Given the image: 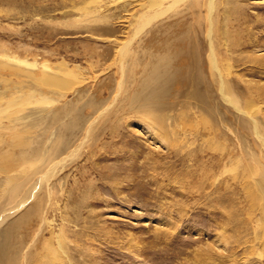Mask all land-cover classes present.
Returning a JSON list of instances; mask_svg holds the SVG:
<instances>
[{
    "label": "rangeland",
    "instance_id": "374dc122",
    "mask_svg": "<svg viewBox=\"0 0 264 264\" xmlns=\"http://www.w3.org/2000/svg\"><path fill=\"white\" fill-rule=\"evenodd\" d=\"M148 9L0 0V240L26 213L22 262L51 242L49 264H264V0H177L134 37ZM153 64L164 92L131 105ZM22 160L38 189L8 210Z\"/></svg>",
    "mask_w": 264,
    "mask_h": 264
},
{
    "label": "bare ground",
    "instance_id": "6f19581e",
    "mask_svg": "<svg viewBox=\"0 0 264 264\" xmlns=\"http://www.w3.org/2000/svg\"><path fill=\"white\" fill-rule=\"evenodd\" d=\"M148 2H149V5L151 6V8L152 9H148V12L150 13V14H148V16L145 18H143V20H141L138 24H137V27H136V29H135V33H134V37H135V35L146 25V24H148V22L150 21V20H153V19H156L157 17H159V15L162 13V12H164L165 10H167L168 8H170V7H172V6H174L175 5V3L177 2V0H169L168 2H167V4H165V5H162L161 3L163 2L162 0H148ZM161 5L163 6V7H161ZM165 7V8H164ZM152 12V13H151ZM133 32V31H132ZM133 34V33H132ZM132 36V35H131ZM131 36H129V37H131ZM137 36V35H136ZM134 37H132L131 39H127L126 41H124L123 42V46H125V45H128L130 42H131V40L134 38ZM122 46V47H123ZM127 48V47H126ZM6 54V53H5ZM13 55V54H12ZM11 54L8 56L9 58H10V56H12ZM165 55H166V53H163V55L160 57V59H162V58H164L165 57ZM14 57H15V55H14ZM17 57V56H16ZM16 60H17V58H16ZM8 61V60H7ZM22 61H25V59L24 60H22ZM36 61V60H35ZM10 62V61H9ZM17 62V61H16ZM21 62V61H20ZM30 62V61H29ZM32 62V61H31ZM25 63V62H24ZM36 63V62H35ZM18 64V63H17ZM29 64V63H28ZM40 64V63H39ZM38 64V65H39ZM47 64V63H46ZM14 65V64H13ZM19 65V64H18ZM23 65V64H22ZM37 66V65H36ZM41 66V65H40ZM42 66H44L43 65V63H42ZM46 66V65H45ZM159 65H156V64H153L152 66H151V69L149 70V72H148V75L145 77V79H143V80H141L140 81V85H139V88H138V93L137 94H134V93H132V95H131V105H134V104H137L138 106L140 105L141 107L142 106H147L146 108H149L151 105H154V104H156L157 102H158V98L157 97H159V96H161V94L164 92L163 91V89H162V86H161V82H162V79H163V81H165V79H164V74H160V76L162 77V79L161 80H148L149 79V77L151 76V75H158V73H159V71H157V67H158ZM24 67V66H23ZM24 68H26V67H24ZM43 68V67H42ZM28 69V68H27ZM42 70H44V68L42 69ZM67 71H69L70 69H66ZM48 71V70H47ZM57 73V72H56ZM19 74V73H18ZM26 74V73H25ZM59 74V73H58ZM20 75V74H19ZM24 75V74H23ZM60 76V75H59ZM58 76V77H59ZM61 77V76H60ZM63 77V76H62ZM76 78V77H75ZM42 82H44V83H46V82H51V83H57L56 82V80L54 79V78H50L49 76H47L46 78L45 77H40L39 78ZM155 85H158V87L157 88H154L155 87ZM141 87L142 88H149V90L148 91H146V92H142V94L140 93V89H141ZM30 88V87H29ZM32 88V87H31ZM37 89V88H36ZM2 92V91H1ZM14 92V91H13ZM15 96V95H14ZM14 96H13V98H14ZM1 97V96H0ZM223 97H224V101L225 102H230L232 105H233V107H235V105H234V102L232 101V99L228 96V95H225V94H223ZM2 99V98H1ZM140 100L141 102H137V100ZM22 101H24V99L22 100ZM10 103H11V101H10ZM16 103V102H15ZM27 103V102H26ZM29 103V102H28ZM12 104V103H11ZM1 105V104H0ZM20 106V105H19ZM13 108H14V106H13ZM11 109V108H10ZM241 111H244V110H241ZM0 113H1V111H0ZM250 115V114H249ZM255 122V121H254ZM90 123L91 122H88L87 124L88 125H90ZM74 126V120L73 121H71V122H69L68 123V125H67V127H73ZM153 129H154V127H153ZM255 131H256V129H255ZM19 136V135H18ZM260 139H261V137L260 136H258ZM262 141V140H261ZM264 145V144H263ZM21 158H23V157H21ZM20 158V159H21ZM49 162H50V160H49ZM49 162L47 163V166L48 165H50L49 164ZM11 164L9 165L10 166V168H8V169H6L7 171V174H6V181H5V183H6V187H7V189H6V191H8L7 192V196H6V201L7 202H9V204H10V202H12L13 203V201H17L16 203H13L14 205H12L8 210H11V209H17V208H20V207H22L24 204H25V202H26V200L28 199V197H27V195L28 194H30L31 193V195H33L34 193H36V190L38 189V182L37 183H32L31 185L29 184V186H28V182L32 179V177H33V175L35 174V172H33L32 170L31 171H28V169H27V167H29V164H30V161L28 160V161H26V160H22V161H20V162H10ZM46 166V167H47ZM31 168V167H30ZM40 176H39V182H40V180H43L42 178L43 177H45L46 176V172L45 173H41V174H39ZM48 175V174H47ZM51 175V174H50ZM47 177V176H46ZM49 177V176H48ZM49 180V179H48ZM254 185H256V186H258L259 187V191H260V194H261V197L262 198H264V179L261 177H259L258 179H254ZM28 188L27 190H26V193L25 192H23L22 193V188ZM24 191V190H23ZM45 192V191H44ZM46 193V200L49 198V190L47 191V192H45ZM51 194V193H50ZM34 196V195H33ZM38 197V196H37ZM44 197V196H43ZM33 198V197H32ZM32 200V199H31ZM6 203V202H5ZM4 203V204H5ZM11 203V204H12ZM37 203V202H36ZM25 205H27V204H25ZM32 205V204H31ZM32 208V212H34V211H36V210H38L39 212H40V214H42V206H41V201L40 202H38L37 204H35L34 206H31ZM6 208H8V206L6 207ZM6 208H5V210H6ZM30 211V212H31ZM38 211H37V213H38ZM13 212V211H12ZM33 214V213H32ZM39 213H38V215H40ZM29 215V214H28ZM3 217L5 216V215H2ZM26 213H25V215H22L21 217L19 216L18 218L17 217H15V218H13V219H15V220H12L11 221V223H9V224H11V225H9V226H7V223H6V226H4V230L2 231V235H1V237H2V240H0V264H28V263H25V261L24 262H22V260H23V258L27 261V262H30L34 257H32V255H29L28 254V251H29V249H27V254H25V248H20V240H17V241H11L10 243H9V234H11V232L14 230V226L17 224V223H19L20 221H23L22 219L25 217L26 218ZM41 216V215H40ZM40 216H38V217H40ZM42 217V216H41ZM40 217V218H41ZM12 230V231H11ZM52 230V229H51ZM50 231V230H49ZM53 232L54 231H52L51 232V234H53ZM58 234V233H57ZM55 235V234H54ZM53 235V236H54ZM13 236V235H12ZM59 238V237H58ZM59 241H61V240H59V239H57V247L62 251V248L60 247V242ZM47 242H48V240H47ZM18 243H20L19 245H18V249L15 247ZM45 248V247H44ZM52 248V249H51ZM53 246L51 245V242H49L47 245H46V248L44 249V253L43 254H41L40 255V257L41 258H43V260H41L42 261V263H40V261L38 262V263H36V264H49V259H48V255H49V252L51 251V250H53ZM12 249V253L11 254H9V250H11ZM58 249V250H59ZM57 250V251H58ZM46 251H47V253H48V255L46 254ZM52 253H54V252H52ZM32 254V253H31ZM56 254V253H55ZM27 256V258H26V256ZM19 259H21V261H19ZM37 260V259H36ZM6 262V263H5Z\"/></svg>",
    "mask_w": 264,
    "mask_h": 264
}]
</instances>
